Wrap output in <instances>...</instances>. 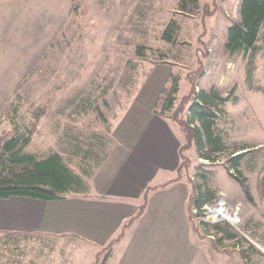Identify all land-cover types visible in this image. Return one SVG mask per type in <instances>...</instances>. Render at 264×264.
<instances>
[{
  "label": "rangeland",
  "instance_id": "374dc122",
  "mask_svg": "<svg viewBox=\"0 0 264 264\" xmlns=\"http://www.w3.org/2000/svg\"><path fill=\"white\" fill-rule=\"evenodd\" d=\"M8 1L21 0L0 3ZM66 1L67 19L41 59L0 103V108L10 106L2 114L6 116H0V131L12 129V105L17 107L14 120L18 124L27 123L35 108L44 106V115L27 147L39 158L68 150L65 134L92 130L107 139V126L111 130L132 100L142 105L153 101V109L159 110L161 103L157 100L162 90L169 88L171 76L179 78L180 99L190 88L186 76L201 68L196 79L198 88L213 86L230 98L225 104V120L219 123L228 143L259 145L250 162L252 168H247L249 164L243 168L251 201L246 200L238 182L219 163L204 169L212 172L216 194L222 192L229 202L240 204L241 223L233 232L251 241L264 256V196L259 189V180L264 177V46L255 56L249 81L246 61L222 50L229 21L238 19L240 0H196L197 6L193 0H186L185 11L181 10L180 0H78L80 15L72 13V3ZM171 19L177 30L174 41L167 43L161 35ZM103 89L105 103L97 99ZM84 100L98 101L102 115L78 111ZM106 145L108 148L110 143ZM107 148H98L99 162ZM184 153L189 163L180 179L196 182L197 166L208 162L198 159L193 147ZM78 161L76 158L70 164L75 171ZM200 222L206 221L191 218L194 228ZM197 234L211 245L210 235L202 231ZM6 235L8 232H0V237ZM27 236L19 241V251L12 255L4 249L0 264H87L92 260L90 250L75 239L43 233ZM235 243L222 240L216 250L226 254L227 264H244ZM12 257L15 261L8 262ZM251 260L264 262L263 257L254 255Z\"/></svg>",
  "mask_w": 264,
  "mask_h": 264
},
{
  "label": "crops",
  "instance_id": "0c3cea01",
  "mask_svg": "<svg viewBox=\"0 0 264 264\" xmlns=\"http://www.w3.org/2000/svg\"><path fill=\"white\" fill-rule=\"evenodd\" d=\"M68 12L66 0L0 3V103L41 59ZM154 103L132 100L115 121L109 155L88 180L87 195L0 199V232L75 239L91 252L87 264H227L226 254L211 252L191 223V184L176 180L184 138L153 113ZM148 187L142 213L123 229ZM121 232L107 254H98Z\"/></svg>",
  "mask_w": 264,
  "mask_h": 264
},
{
  "label": "trees",
  "instance_id": "16d2710c",
  "mask_svg": "<svg viewBox=\"0 0 264 264\" xmlns=\"http://www.w3.org/2000/svg\"><path fill=\"white\" fill-rule=\"evenodd\" d=\"M70 1L72 3V13H76L75 15L82 14L80 2L78 0ZM193 1L195 2L194 5L197 6L196 0ZM185 4L186 0H180L181 10L185 11ZM176 30L177 25L171 19L165 25L161 38L167 43H172ZM263 46L264 0H240L238 19L230 20L226 28L222 45L223 53L230 56L239 55L246 61V80L249 81L252 79L255 56ZM140 48L141 46H138L137 54L141 57L143 54L140 52ZM199 75H201V68L186 76L190 88L188 93L180 99L177 98L179 78L171 76L169 88L162 90L161 97L157 100V103L158 101L161 103L160 109H153L154 114L172 120L184 138V143L179 148L181 161L177 168L176 180L180 179L181 172L188 167L189 160L184 152L191 147L194 148L198 159L208 162V164L197 166L195 172L196 182L188 180L191 184L187 200L190 219L201 217L202 207L213 202L218 194L212 187V172L204 169L207 166L217 165L218 163L223 166L227 174L238 182L246 200L251 201L252 197L247 178L243 175V168L244 165H251L250 162L255 159L259 151L258 147L228 143L226 134L219 127V123L225 120V104L230 98L223 96L213 86L206 89L198 88L196 79ZM104 90L97 97L103 103H105L104 96L106 94ZM96 100L81 101L79 104L80 110L78 111H81L84 115L95 112L101 116L102 113ZM8 107L10 106L3 105L0 108V116H6L2 114L7 112ZM11 109L12 129L0 131V199L26 197L41 201H52L70 195H87L89 192L88 180L109 155L110 146L113 143L110 137V127L107 126L105 131L107 139L92 130H87L84 133L65 134L64 137L69 145L68 150L50 153L39 158L36 153L28 151L27 147L36 131L39 120L44 115V106L35 108L30 120L21 124L16 123L14 120L17 107L12 105ZM107 141L110 143L108 148ZM100 147L101 149L106 147L108 150L99 162L97 151ZM76 158L79 160L78 164L75 165L78 171H75L70 165ZM247 168H252V165ZM152 189L148 187L145 190L137 214L130 219L123 229L142 213L147 194ZM259 189L264 196V177L259 180ZM193 210H196L198 215L193 217ZM194 229L196 232L202 231L205 235H210L213 238L211 246L215 249H219L218 246L222 240L235 241L234 248L237 249L238 257L242 263L264 264V262H253L251 260L253 255L263 258L264 256L251 241L240 238L237 233H234V227L231 225L200 222ZM27 235V232H8L6 237H0V255L5 250L11 255L19 251V241L29 237ZM121 236L122 232L98 254L103 252L107 254ZM7 261L12 263L15 260L12 257ZM93 264L97 263L94 262Z\"/></svg>",
  "mask_w": 264,
  "mask_h": 264
},
{
  "label": "built area",
  "instance_id": "2783aa9c",
  "mask_svg": "<svg viewBox=\"0 0 264 264\" xmlns=\"http://www.w3.org/2000/svg\"><path fill=\"white\" fill-rule=\"evenodd\" d=\"M240 204L231 203L222 192L217 194L216 199L207 203L202 207L201 217L210 223H227L237 228L241 223ZM192 215L196 216V210L192 211Z\"/></svg>",
  "mask_w": 264,
  "mask_h": 264
}]
</instances>
